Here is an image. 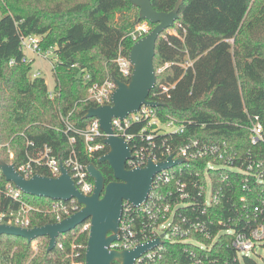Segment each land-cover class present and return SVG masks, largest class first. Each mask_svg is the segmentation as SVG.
I'll list each match as a JSON object with an SVG mask.
<instances>
[{"label":"trees","instance_id":"trees-1","mask_svg":"<svg viewBox=\"0 0 264 264\" xmlns=\"http://www.w3.org/2000/svg\"><path fill=\"white\" fill-rule=\"evenodd\" d=\"M151 2L156 11L171 12L177 0ZM0 13V160L19 168L26 161L28 140L40 148L49 146L65 160L72 148L65 121L85 126L91 121L85 119L92 107L86 101L90 86L109 76L122 79L113 60L121 44L131 50L134 43L128 35L142 22L139 9L129 0H0ZM172 29L177 34L165 40V32L156 44L157 84L149 99L164 104L158 108L162 121L171 117L178 123H192L182 135L171 132L159 136L158 144L175 149L191 139L227 141L235 152L243 155L252 149L264 158L262 146L263 150L251 146L249 132L255 116L264 127V0H185ZM29 36L42 38L44 52L55 49L53 72L59 90L54 99L49 98L43 77L31 79L34 62L22 63L21 38ZM187 58L193 61L192 67L184 70L176 65ZM166 63L175 65L158 73ZM162 84L176 86L169 96L158 100L155 92ZM74 147L83 163L96 164L106 184L114 181L111 168L106 163L97 164L101 155L90 157L81 138ZM0 176V213L22 216L19 202L4 192L8 183L1 170ZM232 180L238 209L246 192L239 176ZM259 192L252 186L249 202H254ZM22 199L41 210L30 214V227L56 222L48 213L52 200L26 194ZM224 208L225 204L218 211L224 214ZM213 230L218 232L222 227ZM78 231L61 235L51 252L47 251L48 238L37 239L36 254L33 243L0 236V264H69L66 255ZM230 240L223 237L208 253L205 264L233 259L236 253L226 247ZM76 243L83 245L85 261L88 237L80 236ZM170 251L168 258L177 257L182 247H170ZM244 263L256 264L249 257Z\"/></svg>","mask_w":264,"mask_h":264},{"label":"built area","instance_id":"built-area-1","mask_svg":"<svg viewBox=\"0 0 264 264\" xmlns=\"http://www.w3.org/2000/svg\"><path fill=\"white\" fill-rule=\"evenodd\" d=\"M150 31V24L142 21L128 36L135 43ZM171 34H177L176 30H168L162 38L167 40ZM41 41L42 38L38 36L22 37L23 52L29 50L47 60L55 49L44 52ZM129 53L130 50L121 44L118 55L113 60L115 71L124 82L130 81L133 72ZM56 61L57 59L55 63ZM31 62L32 60L26 55L22 59L24 64ZM13 63L11 62V65ZM55 63L52 64L53 70ZM173 65L175 63H166L158 69V73L164 72ZM176 65L187 70L193 66V61L187 58L184 63ZM30 77L41 78L42 73L32 71ZM89 80L90 77L87 76V81ZM58 86L59 82L55 78V87L53 90H48L50 99L58 95ZM175 86L176 84H162L155 92V97L161 100L165 95L169 96ZM116 88L115 81L109 76L103 83H93L90 86L86 101L91 102L92 107L110 105ZM178 122L171 117L165 122L162 121L158 108L145 105L138 112L131 113L124 119L112 120L113 135L123 138L132 147V158L127 161L128 169L144 167L149 159L156 164L165 162L172 155H174L173 162L180 160L183 162L156 174L153 189L145 203L135 207L129 202H124L119 240L111 245V249L132 250L139 245L161 239V244L148 249L135 263L205 264L208 253L223 237L228 236L231 240L226 247L231 248L236 256L223 262L216 261L214 264H245V257L251 258L250 255L255 254L258 247H264V158L262 154L253 153L252 149L243 155L235 152L227 141L207 142L191 139L175 149L159 145L157 142L159 136L171 132L182 135L187 125L192 123ZM65 126L66 134L71 133L69 144L72 147L65 160L57 156L49 146L40 148L28 140L26 161L16 169L27 179L42 175L39 173L41 171L48 173L43 176L56 178L61 175L62 164L69 171L78 191L90 196L94 192V181L88 173V164L80 160L74 145L77 138H81L90 157L102 156L109 151L104 143L108 135L101 129L98 119H91L83 127L66 120ZM165 128H169L170 132ZM249 132L251 146L264 148V127L259 117L251 118ZM237 176L244 192L247 193L240 199L238 209L235 207L232 180ZM252 186L258 188L260 192L256 200L251 203L248 194L252 192ZM4 192L19 202L22 216H15L13 212L0 213V225L31 229L30 214L41 210L27 204L22 199L24 193L10 183L6 185ZM223 204H225L224 209L227 207V212L225 210L224 214L218 211ZM81 209L82 205L73 198L70 201H53L48 213L55 218V223H58ZM218 226H221L222 230L214 232L213 229ZM78 228L71 250L66 255L69 264H86V254L85 261L82 260L84 247L82 244L77 245L76 240L80 236L89 238L91 223L86 221ZM32 243L36 254L40 243L36 240ZM174 246L182 247V252L177 257L168 258L172 255L170 247ZM59 247L63 248V244H59Z\"/></svg>","mask_w":264,"mask_h":264},{"label":"water","instance_id":"water-1","mask_svg":"<svg viewBox=\"0 0 264 264\" xmlns=\"http://www.w3.org/2000/svg\"><path fill=\"white\" fill-rule=\"evenodd\" d=\"M139 9V19L155 27L145 37L135 42L129 53L133 72L129 82L113 77L117 88L110 105L90 107L85 119H98L101 129L108 136L104 143L109 151L102 155L97 164L106 163L113 172L114 181L106 184L105 177L95 163L87 167L90 178L94 181V192L90 196L81 194L69 171L61 164L59 177L35 175L25 178L17 171L14 164L0 160V170L7 183L14 185L24 194L52 201H70L77 199L82 209L58 223L36 226L31 229L7 224L0 225V236H14L29 243L48 238V252L53 251L61 235L77 229L81 224L90 221L91 230L86 250V264H136V260L151 249L161 244V239L132 250L119 251L111 245L119 240L120 221L124 202L135 207L145 203L153 189L156 174L171 168L183 160L173 162V156L165 162L154 163L149 159L144 167L128 169L127 161L132 158L131 144L123 138L113 135L112 120L124 119L131 113L138 112L144 105L153 108L164 106L161 102L149 99L151 91L157 84V73L154 67L156 44L160 37L172 29L179 20V13L185 0H177L171 12H158L151 0H129Z\"/></svg>","mask_w":264,"mask_h":264},{"label":"rangeland","instance_id":"rangeland-1","mask_svg":"<svg viewBox=\"0 0 264 264\" xmlns=\"http://www.w3.org/2000/svg\"><path fill=\"white\" fill-rule=\"evenodd\" d=\"M2 14L0 13V20ZM25 55L32 60L33 63V72H41L42 77L46 80L48 90H53L55 87V76L52 68V64L55 63V52L48 56V59L45 60L32 51L24 50ZM167 132H170L169 128H165ZM43 242V241H41ZM40 243V242H39ZM250 257L256 262V264H264V247H258L255 254H251Z\"/></svg>","mask_w":264,"mask_h":264}]
</instances>
